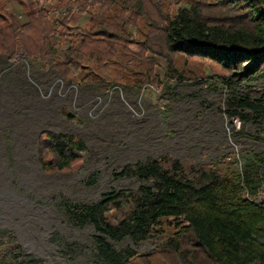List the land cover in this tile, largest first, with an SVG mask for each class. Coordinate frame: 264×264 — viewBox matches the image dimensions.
<instances>
[{
	"label": "rangeland",
	"instance_id": "obj_1",
	"mask_svg": "<svg viewBox=\"0 0 264 264\" xmlns=\"http://www.w3.org/2000/svg\"><path fill=\"white\" fill-rule=\"evenodd\" d=\"M191 2L0 0V232H13L28 253L47 264H105L93 224L73 225L65 203L137 191L145 182L119 175L126 166L171 159L188 172L229 173L264 156V121L228 106L238 93L264 91V77L228 84L210 61L169 54L167 18ZM11 18L21 31L6 27ZM52 44L77 49L74 63L50 62ZM59 134L87 146L65 169L49 140ZM176 229L167 220L139 243H110L140 254L130 264H184L170 244ZM182 248L193 253L188 236ZM196 252L198 264H211Z\"/></svg>",
	"mask_w": 264,
	"mask_h": 264
},
{
	"label": "trees",
	"instance_id": "obj_2",
	"mask_svg": "<svg viewBox=\"0 0 264 264\" xmlns=\"http://www.w3.org/2000/svg\"><path fill=\"white\" fill-rule=\"evenodd\" d=\"M23 25L12 19L6 27L17 33ZM164 30L170 55L210 61L228 72L222 76L228 84L264 77V0H192L167 18ZM50 49L46 57L54 65L70 66L78 54L69 45L58 50L52 44ZM228 106L232 116L264 121V91L238 93ZM49 140L59 169L69 167L87 149L84 141L63 134ZM119 175L145 184L137 191L111 190L98 203H65L73 225L93 224L100 262L130 264L140 254L133 247L119 251L110 241L128 237L139 243L174 220L177 229L170 244L184 264H198L196 250L211 264H264V203L258 201L260 197L264 202V156L248 159L241 172L202 167L188 172L180 160L151 158L124 167ZM114 212L119 215L114 217ZM186 236L194 254L182 248ZM0 264L47 263L7 231L0 232Z\"/></svg>",
	"mask_w": 264,
	"mask_h": 264
},
{
	"label": "built area",
	"instance_id": "obj_3",
	"mask_svg": "<svg viewBox=\"0 0 264 264\" xmlns=\"http://www.w3.org/2000/svg\"><path fill=\"white\" fill-rule=\"evenodd\" d=\"M258 201L261 202V203H264L263 199H261L260 197H259Z\"/></svg>",
	"mask_w": 264,
	"mask_h": 264
}]
</instances>
